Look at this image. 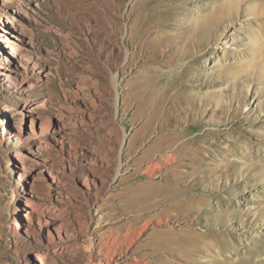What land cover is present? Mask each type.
<instances>
[{"label":"rangeland","instance_id":"374dc122","mask_svg":"<svg viewBox=\"0 0 264 264\" xmlns=\"http://www.w3.org/2000/svg\"><path fill=\"white\" fill-rule=\"evenodd\" d=\"M33 254L264 264V0H0V264Z\"/></svg>","mask_w":264,"mask_h":264},{"label":"bare ground","instance_id":"6f19581e","mask_svg":"<svg viewBox=\"0 0 264 264\" xmlns=\"http://www.w3.org/2000/svg\"><path fill=\"white\" fill-rule=\"evenodd\" d=\"M247 16V15H246ZM240 25H243V26H246V28L245 29H248L249 27H247V24H248V22H247V19H242V20H240V23H239ZM17 49V48H16ZM24 49V48H23ZM22 59L24 60V62H26V63H30V59L28 58V57H26V56H24V57H22ZM248 88V87H247ZM249 89V88H248ZM4 109V111L5 112H7L8 110L7 109H5V108H3ZM51 173V172H50ZM117 248L118 247H114V248H112V250H110V251H108L107 253H106V255H110V253H117V251H119V253H120V251H122V250H117ZM34 256H35V258L39 261V262H37V263H39V264H44V261H43V258L40 256V254H33Z\"/></svg>","mask_w":264,"mask_h":264},{"label":"trees","instance_id":"16d2710c","mask_svg":"<svg viewBox=\"0 0 264 264\" xmlns=\"http://www.w3.org/2000/svg\"><path fill=\"white\" fill-rule=\"evenodd\" d=\"M43 259H44V257H43ZM35 264H38V263L35 262Z\"/></svg>","mask_w":264,"mask_h":264}]
</instances>
